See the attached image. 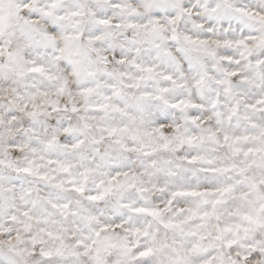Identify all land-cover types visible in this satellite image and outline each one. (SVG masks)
I'll use <instances>...</instances> for the list:
<instances>
[{
    "label": "snow or ice",
    "instance_id": "6c2138e0",
    "mask_svg": "<svg viewBox=\"0 0 264 264\" xmlns=\"http://www.w3.org/2000/svg\"><path fill=\"white\" fill-rule=\"evenodd\" d=\"M0 264H264V0H0Z\"/></svg>",
    "mask_w": 264,
    "mask_h": 264
}]
</instances>
